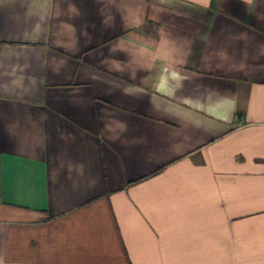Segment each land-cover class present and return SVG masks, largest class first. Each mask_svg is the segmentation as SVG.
Wrapping results in <instances>:
<instances>
[{
    "label": "crops",
    "instance_id": "obj_1",
    "mask_svg": "<svg viewBox=\"0 0 264 264\" xmlns=\"http://www.w3.org/2000/svg\"><path fill=\"white\" fill-rule=\"evenodd\" d=\"M0 264H264V0H0Z\"/></svg>",
    "mask_w": 264,
    "mask_h": 264
}]
</instances>
